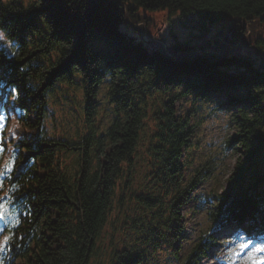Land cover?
Returning a JSON list of instances; mask_svg holds the SVG:
<instances>
[{"label": "trees", "instance_id": "1", "mask_svg": "<svg viewBox=\"0 0 264 264\" xmlns=\"http://www.w3.org/2000/svg\"><path fill=\"white\" fill-rule=\"evenodd\" d=\"M158 12L179 13L204 42L167 41L152 18ZM139 22L155 26L150 42ZM222 22L214 40L206 39ZM0 30L17 52L10 60L0 49V62L9 63V77L21 91L17 103L31 113L22 122L29 132L21 136L20 156L28 164L19 176L34 211L12 233L15 264H90L118 192L142 175L146 184L136 195L148 216L134 220L135 226L140 223L154 245L169 244L177 261L175 245L185 234L181 208L215 174L214 157L192 156L199 143L194 129L206 121L196 100L213 94L240 104L228 138L240 155L226 187L205 196L211 214L244 215L252 203H264V0H0ZM212 42V53H200L198 47ZM166 45L176 58L167 56ZM75 78H81L85 103L65 101L88 125L74 136L36 137L50 96L62 102L59 83L72 87ZM102 86L109 109L99 113ZM179 96L193 97L181 113L175 107ZM149 253L117 249L109 264H147Z\"/></svg>", "mask_w": 264, "mask_h": 264}, {"label": "rangeland", "instance_id": "2", "mask_svg": "<svg viewBox=\"0 0 264 264\" xmlns=\"http://www.w3.org/2000/svg\"><path fill=\"white\" fill-rule=\"evenodd\" d=\"M153 20L156 24H160V30L168 39H176V36L181 41H190L191 43L198 44L203 43L204 39L199 35L200 30L195 29L194 26L187 23L181 18L179 13L172 12L168 13H154L152 15ZM165 21L161 22V21ZM148 25V28L153 30L155 26ZM225 23L222 22L217 24L212 29V32L206 37V39L211 38L213 41L214 33L225 28ZM248 26V25H247ZM246 33V35H248ZM243 35L240 36L242 38ZM215 42H212L206 49L209 52L214 50ZM203 53V51L201 52ZM257 56V55H255ZM63 96L62 102L55 103V106L52 108L55 116L52 119H49V125L57 126L60 134H65L67 136H74L76 130V116L77 114L73 112L72 106L69 102L65 101L64 92H60ZM175 94V90L167 93V98ZM161 97L165 96L160 94ZM192 96H179L178 101L175 105L179 113L187 110L189 105L192 102ZM219 101H223L226 104L228 103L227 97H220ZM73 100V99H72ZM101 101L106 110L109 109V105L106 102L105 90L101 97ZM211 102V101H210ZM218 103V102H217ZM196 105L200 107L201 114L206 115V121H203L199 127L194 129L196 132L197 141L199 142L197 147L192 153L194 158H198L202 155L204 157L208 156V151L211 155L216 156L215 161H217V150L220 148V144L230 138L234 132V122L230 118V114L217 113L214 115L207 114V107L211 106L212 103L207 101H197ZM231 111V115L238 110L237 104L227 105ZM148 137H146L144 144H140L139 154L141 158L136 163V177L137 171H142V161L146 157V144L148 143ZM210 144L208 148L206 145ZM232 149L229 152V156L225 158V161L222 165H218V170L216 176L211 180H202L195 188L190 196H187V201L183 204L181 208L182 222L186 228V235L182 238H179L176 243L180 255H178L180 262L182 263V258L188 254L191 250L190 244L194 243V240L198 239L199 235L206 229L208 225L207 212L203 209L204 207V195H207L212 189H224L227 185V179L231 174L237 159L239 157L238 146L231 144ZM200 148H202L200 150ZM71 158H69L70 160ZM218 164V163H217ZM68 165V164H67ZM140 175V174H139ZM139 177V176H138ZM141 182L131 184L127 191L118 192L117 197L114 202V208L110 216L109 223L104 229L101 239L98 242L96 255L93 257L90 264H109V261L117 249H133L136 250L140 247L146 251H150L147 254V264H176L173 260V251L169 244L160 243L154 245V241L150 242L148 239L144 238L145 232L140 229L137 230L134 220L140 221L147 217V212L140 207L137 200L136 192L138 191L140 184H146L144 175L141 177ZM189 197V198H188ZM223 236H219L221 239ZM216 250V249H215ZM249 255H252L250 251L247 256L241 257V255L235 254L234 257L230 259L233 264H251V260L248 258ZM146 257V255H145ZM173 257V258H172ZM217 256L208 257L202 260L201 264H222L221 261H218ZM256 260L261 259L255 255ZM229 263L228 257H226L225 264Z\"/></svg>", "mask_w": 264, "mask_h": 264}, {"label": "snow or ice", "instance_id": "3", "mask_svg": "<svg viewBox=\"0 0 264 264\" xmlns=\"http://www.w3.org/2000/svg\"><path fill=\"white\" fill-rule=\"evenodd\" d=\"M0 49H7V46L4 42V36L3 34H0ZM11 55V53H9ZM9 118L6 117L3 114H0V151H3L4 148H6V144L4 143V139H3V133L6 130V124H7V120ZM3 218V213H0V219ZM261 244H264V240L260 241ZM251 244V246L255 249V252L252 253V255H249L248 258L251 260V264H264V260H256L255 257V253H264V247H256L255 243L253 241L249 240H245L243 243H240L239 245V252L237 253V255H248V253L245 251L246 249L249 248V245Z\"/></svg>", "mask_w": 264, "mask_h": 264}]
</instances>
